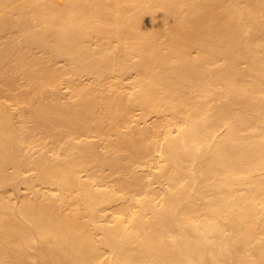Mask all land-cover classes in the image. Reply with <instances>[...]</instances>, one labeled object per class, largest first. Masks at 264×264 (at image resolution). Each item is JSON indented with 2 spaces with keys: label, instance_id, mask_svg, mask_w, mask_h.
<instances>
[{
  "label": "bare ground",
  "instance_id": "bare-ground-1",
  "mask_svg": "<svg viewBox=\"0 0 264 264\" xmlns=\"http://www.w3.org/2000/svg\"><path fill=\"white\" fill-rule=\"evenodd\" d=\"M0 264H264V0H0Z\"/></svg>",
  "mask_w": 264,
  "mask_h": 264
},
{
  "label": "rangeland",
  "instance_id": "rangeland-1",
  "mask_svg": "<svg viewBox=\"0 0 264 264\" xmlns=\"http://www.w3.org/2000/svg\"><path fill=\"white\" fill-rule=\"evenodd\" d=\"M22 191H23V193H24L26 190L23 188V190H22Z\"/></svg>",
  "mask_w": 264,
  "mask_h": 264
}]
</instances>
